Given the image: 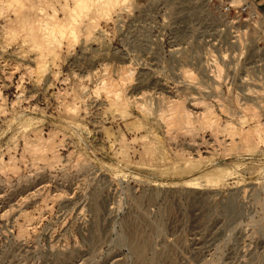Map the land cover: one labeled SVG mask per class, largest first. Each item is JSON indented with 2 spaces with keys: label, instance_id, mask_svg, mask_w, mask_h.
Here are the masks:
<instances>
[{
  "label": "rangeland",
  "instance_id": "obj_1",
  "mask_svg": "<svg viewBox=\"0 0 264 264\" xmlns=\"http://www.w3.org/2000/svg\"><path fill=\"white\" fill-rule=\"evenodd\" d=\"M215 15L0 0V264H264V32L206 67Z\"/></svg>",
  "mask_w": 264,
  "mask_h": 264
},
{
  "label": "built area",
  "instance_id": "obj_2",
  "mask_svg": "<svg viewBox=\"0 0 264 264\" xmlns=\"http://www.w3.org/2000/svg\"><path fill=\"white\" fill-rule=\"evenodd\" d=\"M216 11L217 21L206 32L204 48V64L206 67L217 66V53H229L238 45L239 51L245 52L247 44H243L242 36L249 32H264V12L256 0H206ZM226 35L231 38L228 45L223 46L216 36ZM238 51V50H236ZM235 51V52H236Z\"/></svg>",
  "mask_w": 264,
  "mask_h": 264
},
{
  "label": "crops",
  "instance_id": "obj_3",
  "mask_svg": "<svg viewBox=\"0 0 264 264\" xmlns=\"http://www.w3.org/2000/svg\"><path fill=\"white\" fill-rule=\"evenodd\" d=\"M256 1L258 2L261 11L264 12V0H256Z\"/></svg>",
  "mask_w": 264,
  "mask_h": 264
},
{
  "label": "bare ground",
  "instance_id": "obj_4",
  "mask_svg": "<svg viewBox=\"0 0 264 264\" xmlns=\"http://www.w3.org/2000/svg\"><path fill=\"white\" fill-rule=\"evenodd\" d=\"M79 3H81V2H79ZM79 3H78V4H79ZM78 4H77V5H78ZM79 12H81V10L78 11V14H79ZM78 14H77V15H78ZM75 21H76V20H75ZM84 28H85V27H84ZM90 28H91V27H90ZM88 29H89V28H88ZM87 31H88V30H87ZM130 72H132V71H130ZM105 84H106V83H105ZM120 92H121V91H120ZM113 93H114V92H113ZM121 93H122V92H121ZM116 94H118V93H116ZM117 96H118V95H117ZM117 96H116V97H117ZM113 98H114V97H113ZM155 152H156V151H155Z\"/></svg>",
  "mask_w": 264,
  "mask_h": 264
}]
</instances>
